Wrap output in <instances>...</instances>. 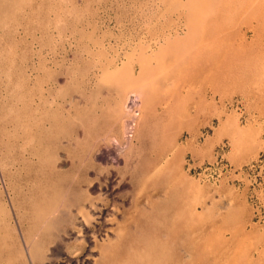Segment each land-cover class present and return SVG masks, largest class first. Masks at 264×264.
Instances as JSON below:
<instances>
[{
    "label": "rangeland",
    "instance_id": "obj_1",
    "mask_svg": "<svg viewBox=\"0 0 264 264\" xmlns=\"http://www.w3.org/2000/svg\"><path fill=\"white\" fill-rule=\"evenodd\" d=\"M0 264H264V0H0Z\"/></svg>",
    "mask_w": 264,
    "mask_h": 264
},
{
    "label": "bare ground",
    "instance_id": "obj_2",
    "mask_svg": "<svg viewBox=\"0 0 264 264\" xmlns=\"http://www.w3.org/2000/svg\"><path fill=\"white\" fill-rule=\"evenodd\" d=\"M111 144V143H110Z\"/></svg>",
    "mask_w": 264,
    "mask_h": 264
}]
</instances>
